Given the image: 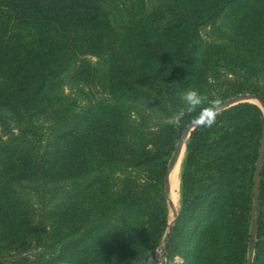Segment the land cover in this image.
I'll return each instance as SVG.
<instances>
[{"label": "trees", "instance_id": "16d2710c", "mask_svg": "<svg viewBox=\"0 0 264 264\" xmlns=\"http://www.w3.org/2000/svg\"><path fill=\"white\" fill-rule=\"evenodd\" d=\"M193 88L208 97L197 112L181 96ZM241 95L264 104V0H0V264H159L168 161L190 125ZM252 111L239 104L191 132L164 264L188 248L185 224L203 212L217 221L203 252L187 249L190 264H247L263 139ZM240 152L241 193L231 178L196 190L199 158L220 164L219 179ZM259 178L253 264H264V159Z\"/></svg>", "mask_w": 264, "mask_h": 264}, {"label": "rangeland", "instance_id": "374dc122", "mask_svg": "<svg viewBox=\"0 0 264 264\" xmlns=\"http://www.w3.org/2000/svg\"><path fill=\"white\" fill-rule=\"evenodd\" d=\"M201 37L206 42H213L214 38H211L210 29L204 28L201 30ZM94 68L99 72V75L103 76L105 73L108 72L109 67L107 66L106 62L102 59H96V58H90L89 59ZM95 93L93 94L95 96H100L101 89L100 87H97L94 89ZM194 90V88L192 89ZM85 91L88 93L87 89ZM198 91V90H196ZM199 92V91H198ZM65 95L71 100V101H77L78 105H83V99L80 93L77 92L76 89H70L66 88L64 90ZM202 93V92H201ZM201 103L198 107H196L194 110L191 109L193 112H197L201 109H203L208 101V97L204 94H200ZM237 100L234 103H230L232 100ZM239 104H246L249 106H252L256 108L258 111H252L250 113V116L254 118V121H257V118L261 121L263 125V139L261 141V145L258 148V161L256 163V172L253 176L254 181V198L252 201V220L250 221V240L247 244V253H246V261L247 264L251 257L252 252V245H254V237L257 229V218H258V200H257V187L259 185V174L262 169L263 165V159H264V104L257 98H254L252 96H244L241 95L239 97L232 98L230 100L225 101V103L222 106L212 108L210 111H212V115L219 113L220 111L232 108L234 106H237ZM183 105L187 108L185 103L183 102ZM209 112V111H208ZM207 112V114H208ZM207 114L204 117L199 118L196 120L192 125H190L186 131L183 133L178 145L176 146L175 151L172 153L169 161H168V171L164 180V183L162 186V189L160 190V194L164 197V205L166 207L167 211V229L166 233L163 237V241L160 245V247L157 250V258L159 264L165 263V257H164V246L165 242L167 241L168 235L170 234L171 230L173 229L176 221L178 220L180 214L183 210V174L185 172V169L187 167V158H188V152L186 149V143L188 142L191 132L198 126L200 122L204 120L205 117H207ZM258 116V117H257ZM248 135H252V132H248ZM215 137H213L214 139ZM248 159L244 158V153H236L234 155V164L233 165H224V168L222 170L221 176L219 179L214 177L215 174L214 171L216 169L214 167H220V164H216L211 162L210 159H204L199 158L195 164L192 166V168L189 169L190 173L192 174V179L195 183V188L198 192H201L206 189L208 184L211 183H217L222 184L226 183L227 178H231L232 183L230 184V188L234 190L237 194L241 193L242 187L247 185L248 179L247 175H245V169L249 166ZM207 163V164H206ZM236 168V171H234ZM226 169H228L226 171ZM172 170L175 172L177 170V174L175 176V180L171 177H174L172 175ZM174 180V183H173ZM176 181V182H175ZM173 183V184H172ZM177 187V188H176ZM226 190L223 187L222 192L219 194L220 196H225ZM206 208L205 206L201 207V210H204ZM214 219V214L210 212H203L200 216L194 218V220L188 222L185 224V234L187 235V246L188 248H185L183 250L182 255H178L175 258V264H190L191 259L190 255L186 254L188 252L187 249H201L203 252V249H205L207 246L203 245L202 242V236L207 231V229L215 223L217 220ZM185 244V245H186ZM254 255H255V247L252 257V263L254 261ZM6 254H1L0 259L6 258Z\"/></svg>", "mask_w": 264, "mask_h": 264}, {"label": "clouds", "instance_id": "9594fccd", "mask_svg": "<svg viewBox=\"0 0 264 264\" xmlns=\"http://www.w3.org/2000/svg\"><path fill=\"white\" fill-rule=\"evenodd\" d=\"M183 102L187 106V109H195L201 103L200 94L196 90H187L181 93ZM181 119V114H176L172 118H170L168 123H176ZM208 126L213 123L212 111H209L207 114V118L204 121Z\"/></svg>", "mask_w": 264, "mask_h": 264}, {"label": "water", "instance_id": "95a60500", "mask_svg": "<svg viewBox=\"0 0 264 264\" xmlns=\"http://www.w3.org/2000/svg\"><path fill=\"white\" fill-rule=\"evenodd\" d=\"M235 101H237V100H232L231 102H229L228 104H230V103H234ZM253 252H254V245H252V252H251V257H250V260H249V262H248V264H251L252 263V257H253Z\"/></svg>", "mask_w": 264, "mask_h": 264}, {"label": "bare ground", "instance_id": "6f19581e", "mask_svg": "<svg viewBox=\"0 0 264 264\" xmlns=\"http://www.w3.org/2000/svg\"><path fill=\"white\" fill-rule=\"evenodd\" d=\"M176 174H177V170L174 172L173 170H172V175L174 176V177H171V178H173L174 180H175V176H176ZM174 180H173V183H174ZM176 182V181H175ZM172 183V184H173ZM177 188V187H176Z\"/></svg>", "mask_w": 264, "mask_h": 264}]
</instances>
